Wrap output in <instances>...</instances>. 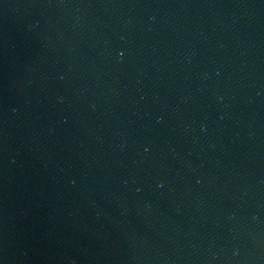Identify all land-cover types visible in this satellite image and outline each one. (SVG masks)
Segmentation results:
<instances>
[{
  "label": "water",
  "instance_id": "obj_1",
  "mask_svg": "<svg viewBox=\"0 0 264 264\" xmlns=\"http://www.w3.org/2000/svg\"><path fill=\"white\" fill-rule=\"evenodd\" d=\"M0 264H264V0H0Z\"/></svg>",
  "mask_w": 264,
  "mask_h": 264
}]
</instances>
